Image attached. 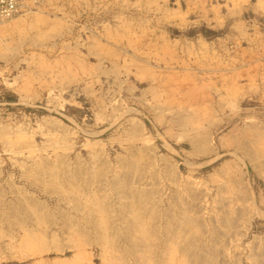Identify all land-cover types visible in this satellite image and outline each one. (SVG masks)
<instances>
[{"label":"rangeland","instance_id":"374dc122","mask_svg":"<svg viewBox=\"0 0 264 264\" xmlns=\"http://www.w3.org/2000/svg\"><path fill=\"white\" fill-rule=\"evenodd\" d=\"M25 2L0 25V264H264V15Z\"/></svg>","mask_w":264,"mask_h":264},{"label":"crops","instance_id":"0c3cea01","mask_svg":"<svg viewBox=\"0 0 264 264\" xmlns=\"http://www.w3.org/2000/svg\"><path fill=\"white\" fill-rule=\"evenodd\" d=\"M236 5L235 7L232 9V14L234 13V15H231L230 12L228 11L229 15L232 17L234 16V18L232 19H236L238 21L234 22V26L237 28H241V23L243 21H240L243 17H244V13L246 11H248V9L251 10L252 13H254L255 15H264V0H244V2L239 3L238 0H234ZM230 18L226 17L225 21L228 20Z\"/></svg>","mask_w":264,"mask_h":264},{"label":"built area","instance_id":"2783aa9c","mask_svg":"<svg viewBox=\"0 0 264 264\" xmlns=\"http://www.w3.org/2000/svg\"><path fill=\"white\" fill-rule=\"evenodd\" d=\"M25 0H0V25L9 19L28 12Z\"/></svg>","mask_w":264,"mask_h":264},{"label":"bare ground","instance_id":"6f19581e","mask_svg":"<svg viewBox=\"0 0 264 264\" xmlns=\"http://www.w3.org/2000/svg\"><path fill=\"white\" fill-rule=\"evenodd\" d=\"M0 55H1V53H0ZM183 118H184V117H183ZM185 119H186V118H185ZM188 119L190 120L191 118H188ZM180 121H181V120H180ZM183 121H184V119H183ZM178 122H179V121H178ZM181 122H182V121H181ZM189 123H191V122H189ZM180 124L182 125V123H180ZM184 125H185V124H184ZM184 125H182V126H184ZM189 125H190V124H189ZM191 125H193V123H192ZM187 126H188V125H187ZM187 126H186V127H187ZM186 127H185V128H186ZM192 127H193V126H192ZM200 127H201V126H200ZM203 128H204V127H203ZM193 129H194V127H193ZM193 129H192V130H193ZM199 129H200V128H199ZM251 129H252V128H251ZM253 129H254V128H253ZM195 130H196V129H195ZM202 130L204 131V129L201 128V132H202ZM254 130H255V129H254ZM197 131H198V128H197L196 132H197ZM261 131H262V130H261ZM253 132H254V131H253ZM255 132H257V131L255 130ZM255 132H254V133H255ZM259 132H260V131H259ZM259 132L255 133V135L257 136L258 134L261 133V132H260V133H259ZM263 134H264V133H263ZM197 135H198V133H197ZM259 137H260V135H259ZM261 137H264V136L261 134ZM256 138H258V137H256ZM256 138L254 137L253 140L256 139ZM260 139H261V141H260ZM260 139H256L255 141L258 140V141L262 142V139H263V138H260ZM263 140H264V139H263ZM251 143H252V142H251ZM257 143L259 144V146H260V145H261V147L263 146V145H262L263 142H262L261 144H260L259 142H257ZM263 144H264V143H263ZM254 146H255V148H256V144H254ZM257 149H260V152H259V150H257L259 153L262 152V151H261L262 148H257ZM263 152H264V151H263ZM262 154H263V153H262ZM263 155H264V154H263ZM263 155H262V156H263Z\"/></svg>","mask_w":264,"mask_h":264}]
</instances>
